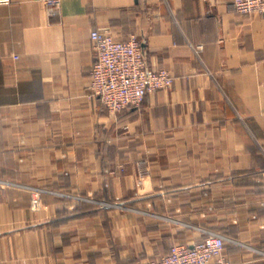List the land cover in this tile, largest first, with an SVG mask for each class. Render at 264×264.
<instances>
[{
    "label": "crops",
    "instance_id": "0c3cea01",
    "mask_svg": "<svg viewBox=\"0 0 264 264\" xmlns=\"http://www.w3.org/2000/svg\"><path fill=\"white\" fill-rule=\"evenodd\" d=\"M46 1L0 5V264H141L207 230L233 264H264V14ZM94 29L137 36L173 85L110 112L89 87Z\"/></svg>",
    "mask_w": 264,
    "mask_h": 264
},
{
    "label": "built area",
    "instance_id": "2783aa9c",
    "mask_svg": "<svg viewBox=\"0 0 264 264\" xmlns=\"http://www.w3.org/2000/svg\"><path fill=\"white\" fill-rule=\"evenodd\" d=\"M12 0H0V5ZM49 14L60 11V0H47ZM241 14H264V0H232ZM94 64L90 72L89 87L104 106L118 113L132 106H139L146 95L170 88L174 83L167 69H151L144 55L142 41L132 35L126 40L114 38L106 31L91 32ZM228 237L220 232L207 230L194 244L175 243L169 253L148 258L141 264H233L225 254ZM264 254V250H260Z\"/></svg>",
    "mask_w": 264,
    "mask_h": 264
},
{
    "label": "rangeland",
    "instance_id": "374dc122",
    "mask_svg": "<svg viewBox=\"0 0 264 264\" xmlns=\"http://www.w3.org/2000/svg\"><path fill=\"white\" fill-rule=\"evenodd\" d=\"M70 198L69 199H71V200H80L81 199V197L80 196H78L77 194H69L68 195Z\"/></svg>",
    "mask_w": 264,
    "mask_h": 264
},
{
    "label": "water",
    "instance_id": "95a60500",
    "mask_svg": "<svg viewBox=\"0 0 264 264\" xmlns=\"http://www.w3.org/2000/svg\"><path fill=\"white\" fill-rule=\"evenodd\" d=\"M142 47L144 49V55L147 56L146 55V43L145 42H142Z\"/></svg>",
    "mask_w": 264,
    "mask_h": 264
}]
</instances>
